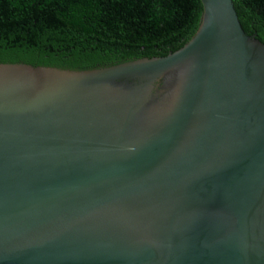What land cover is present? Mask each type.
Wrapping results in <instances>:
<instances>
[{"label": "water", "instance_id": "95a60500", "mask_svg": "<svg viewBox=\"0 0 264 264\" xmlns=\"http://www.w3.org/2000/svg\"><path fill=\"white\" fill-rule=\"evenodd\" d=\"M199 2L164 57L0 64V264H264V44Z\"/></svg>", "mask_w": 264, "mask_h": 264}, {"label": "trees", "instance_id": "16d2710c", "mask_svg": "<svg viewBox=\"0 0 264 264\" xmlns=\"http://www.w3.org/2000/svg\"><path fill=\"white\" fill-rule=\"evenodd\" d=\"M264 44V0H232ZM199 0H0V64L92 70L164 57L193 36Z\"/></svg>", "mask_w": 264, "mask_h": 264}]
</instances>
